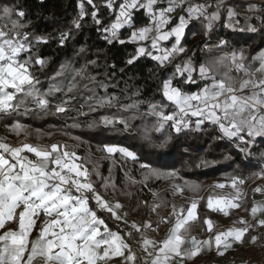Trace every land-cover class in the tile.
<instances>
[{
    "label": "snow or ice",
    "instance_id": "obj_1",
    "mask_svg": "<svg viewBox=\"0 0 264 264\" xmlns=\"http://www.w3.org/2000/svg\"><path fill=\"white\" fill-rule=\"evenodd\" d=\"M86 3L91 12L85 10V0H81L78 16L72 22L73 28L79 30L90 15L109 45H137L135 53L126 61L128 64H133L140 57H148L159 67L173 66L172 75L162 81L161 100L150 103L144 113L155 118L151 128L144 129L145 140L152 139L153 131L159 133L166 127L179 135L185 131L204 132L211 126L218 133V139H227L235 144L240 153L251 155L255 140L264 138V54L249 58L241 49L232 50L208 64L197 66L190 59L173 63L187 52L182 41L190 21H202L204 34L207 35L214 23L221 20V12L224 11V26L235 30L240 25V18L234 6L222 8L223 0H215V3L208 0L204 3H193L192 0H104L103 7L114 16L105 25L99 15L101 8L97 0H86ZM141 11L148 23L137 27L135 16ZM262 11L264 0L258 5H246V29L240 30L257 32L258 28L251 22L253 20H259L264 26V15H254ZM176 13L181 14L174 15ZM26 15L20 5L0 6V20L3 21L0 23V116L9 117L21 110L25 114L39 115L75 111L71 126L80 128L82 125L78 117L87 118L98 108L118 107L125 112L138 108L139 100L121 104L116 96L98 95L96 88L107 93L108 85L103 82L97 84L95 77L88 76L87 66L74 69L71 65H61L60 70L50 78L53 83L47 90L38 87L41 83L38 74L43 72L47 62L36 46L47 43L48 38L30 35ZM125 28L129 30L127 39H121L120 30ZM70 38V30L62 32L60 45L63 46ZM162 42H170V47ZM226 45L227 41L221 40L218 47ZM69 75L71 81L65 84ZM78 78L88 81L83 87L89 95L79 108L72 109L70 105L76 99L79 88ZM198 80L204 81V84L196 91H185L182 87L196 84ZM89 84L95 87L90 88ZM58 94H62V98ZM85 108L87 111L83 110ZM130 119H135V116ZM98 125H121L125 130L130 128L129 119L123 116H102L99 121L93 120L84 126L92 129ZM8 127L19 135L25 126L16 122ZM171 139L169 135L154 146L164 149ZM0 150H3L0 151V230L11 223L17 225L16 228L8 226L0 234V264H35L37 260L41 264H109L117 258L122 264H188L204 251L215 250L223 256L234 243L242 244L246 238L255 243L259 237L249 234L257 228H264V203L253 202L250 210L245 209L251 221L241 217L235 222L240 227L214 232L213 222L205 218L203 223L210 235L207 239H198L190 235L187 227L189 221L197 219L198 203L193 200L186 215L183 207L177 211L175 205L171 206L174 223L162 240L150 238L145 233L158 230L160 223L169 222V217L157 221L155 228L151 220L142 225L133 221L130 226L134 231L122 235L112 231L98 211L107 212L110 218L127 223L128 213L120 211L124 205L119 200L115 203L107 200L91 180V176L95 175L106 193L111 189L112 195L131 197L133 193L130 191L120 190L117 193V186L111 180V168L109 177L102 176L95 165L90 170L86 163L80 162L83 158L76 151L67 150L66 145L33 146L23 143L20 147H13L0 140ZM98 151L105 154L102 159L113 163L116 154L125 162H138L137 154L127 147L104 144ZM25 152L34 154L36 160L22 155ZM139 169L144 170L140 180L126 173L127 188L136 184L147 187L146 182L150 178L180 179L175 170L164 172L149 163H139ZM254 175L264 179V171ZM244 183L243 178L233 177L229 186L236 190L235 196L225 199L210 195L207 208L220 211L225 216L229 215V209L240 208L239 200L244 194L239 186ZM185 187L195 190L198 186H189L187 182L184 186L173 184V193L182 194ZM214 187L224 188L226 185L218 183ZM254 192L264 195V188L256 187ZM153 196L158 201L151 208L153 213L168 206L158 193L153 192ZM90 201L95 207L90 206ZM147 203L143 202L145 206ZM132 210L135 211V207ZM41 215L44 219L38 235L30 239L36 220ZM135 235L139 236L136 251L129 243Z\"/></svg>",
    "mask_w": 264,
    "mask_h": 264
},
{
    "label": "trees",
    "instance_id": "obj_2",
    "mask_svg": "<svg viewBox=\"0 0 264 264\" xmlns=\"http://www.w3.org/2000/svg\"><path fill=\"white\" fill-rule=\"evenodd\" d=\"M103 2L104 0H97L101 8L100 18L107 25L111 19H114V16L103 7ZM80 3L81 0H0V6L20 5L23 7L27 14L28 31L32 37L48 38L47 43H40L36 46L39 54L47 62L43 72L38 74L41 81L38 87L42 90H47L53 83L50 78L60 70L61 65H71L74 69L87 66L88 76L95 77L97 84L103 82L108 85L107 93L104 89L96 88L98 95L116 96L121 104L131 103L132 100H139L141 103L135 111L129 112L122 111L118 107L98 108L95 112H90L87 118L78 117L82 125L80 128L71 126L74 123L73 117L76 116L75 111H70L67 114H55L53 112L52 114L39 115L25 114L21 110L9 117L0 116V138L11 143L25 140L35 142L66 140L72 144L71 150L76 151L83 158L80 162L86 163L90 170L95 165L102 176L109 177V168H111V180L117 186V193L120 190L130 191L133 193L131 197L120 194L112 195L111 189L106 193L95 175L91 176V180L95 183L97 190L105 195V198H113V201L119 200L124 205V211L128 213L127 217L131 220L128 222V229L123 226L122 222L110 218L107 212L98 211V215L105 219L109 228L122 235L134 231L130 226L133 221L142 225L146 220H151L153 227H156L157 221L166 216L172 205H175L176 208L180 205L187 207L186 199L174 194L172 188L173 184L184 186L185 182L189 186H198L195 190H192L191 187H185L182 193L188 195V198L201 197L198 200L197 225H204L205 218L216 221L217 218L221 217V213L207 208L208 197L220 194L219 191L210 186L209 179L211 177L243 178L245 183L242 186L246 191L240 201L241 207L238 211L242 214L248 213L245 209L250 210L254 202V181L259 179L254 174L264 171V138L255 140L249 156L240 153L231 141L218 139V133L212 130L211 126L204 132L185 131L179 135L166 127L159 133L153 131L151 133L152 139L145 140L144 129L151 128L155 118L145 116L144 113L148 111L150 103L161 100L162 81L172 75L173 66L168 64L165 67H159L156 61L148 57H140L133 64H128L126 61L135 53L137 45L131 43L109 45L103 38V34L97 30V26L90 15L85 18V22L79 30L73 28L72 22L78 16ZM239 5L246 6V2L240 1ZM85 10L91 12V7L87 5L86 0ZM260 15H264V11ZM225 22L226 13L223 11L221 20L213 26L207 37L200 20L190 21L182 41L187 47V52L173 63L190 59L197 66L208 64L226 52L239 49H243L249 58L261 55V51L264 49V26L260 24L259 20L252 21L258 28L255 33L247 30L241 31L240 28L246 29L242 24L233 30L225 27ZM0 23L3 21L0 20ZM135 23L140 26L148 23L147 17L142 11L136 14ZM69 30L71 31V38L61 46L59 36L62 32ZM128 31L126 28L121 29L120 38L127 39ZM209 39L212 41L224 40L227 41V45L223 47L215 45L212 51H208L205 45ZM165 45L170 47V42H166ZM82 48L83 51H81ZM89 61L96 63L91 64ZM249 62H252L251 59ZM233 75L235 76L236 73L233 72ZM70 81L71 76L69 75L64 83ZM77 82L79 88L76 99L70 105L72 109L79 108V105L89 95L83 87L88 81L78 78ZM203 84L204 81L198 80L196 84L183 85L182 87L185 91H196ZM89 87L94 88L95 85L89 84ZM58 95H61L62 98V94ZM117 108L121 110V113L118 112ZM83 110L87 111V108ZM102 116H123L129 119L130 128L125 130L121 125L108 127L98 125L89 129L84 126L93 120L99 121ZM132 116H135V119H130ZM16 122L25 126L19 135L8 127V125H13ZM169 135L172 136V139L166 148L160 149L154 146L163 142ZM74 137L79 139H73ZM104 144L127 147L137 154L138 162L133 163L131 160L125 162L119 154L115 156V163L111 160L102 159L105 154L98 149ZM139 163H149L154 168L164 172L175 170L179 173L180 179L170 181L165 178L160 180L150 178L146 182L147 187L136 184L134 187L127 188L126 173L137 180L142 179L144 170L139 169ZM153 192L158 193L168 205L158 209L155 216H153L151 208L158 201L154 198ZM144 201L148 202L147 206L143 204ZM90 206L95 207L94 202L90 201ZM134 207L135 211L132 210ZM164 225L165 223H160L159 228ZM138 240V235L129 240L135 251ZM259 244L263 250L264 234L260 236ZM188 264H207V261L206 259L193 260Z\"/></svg>",
    "mask_w": 264,
    "mask_h": 264
},
{
    "label": "crops",
    "instance_id": "obj_3",
    "mask_svg": "<svg viewBox=\"0 0 264 264\" xmlns=\"http://www.w3.org/2000/svg\"><path fill=\"white\" fill-rule=\"evenodd\" d=\"M237 1H239V0H237ZM242 1V0H241ZM195 2V1H194ZM193 2V3H194ZM220 21V20H219ZM219 21H217V22H215L214 23V25L215 24H217V23H219ZM213 25V26H214ZM137 27H140V25H136ZM143 43V42H142ZM162 44H164V46H166L165 45V42H162ZM186 47V46H185ZM187 48V47H186ZM239 50H241V49H239ZM238 51V50H237ZM245 52V51H244ZM245 54H246V52H245ZM261 54H264V49L261 51ZM0 140H2L3 142H6V143H8V144H10L11 146H13V147H20L23 143H28V144H31V145H33V146H50V145H52V144H58V145H66L67 146V150H70V151H72L71 150V148H72V144L69 142V141H66V140H63V141H57V140H51V141H48V142H35V141H31V140H25V141H22V142H13V143H11V142H8L7 140H5V139H1L0 138ZM112 145H114V144H112ZM120 146V145H119ZM0 151H3V150H0ZM5 155L7 156L8 154L7 153H5ZM22 155H26L29 159H31V160H33V161H35L36 160V157L34 156V154H31V153H27V152H25V153H22ZM55 155V154H54ZM78 155V154H77ZM79 156V155H78ZM168 172V171H167ZM260 179V178H259ZM228 180H232V179H228ZM261 180V179H260ZM257 181V180H256ZM256 181H254V185H255V182ZM262 182H263V186H264V179H262ZM262 188H264V187H262ZM256 195V194H255ZM254 194H253V199H254V202L255 203H257V201H256V197L257 196H255ZM244 197V196H243ZM242 197V198H243ZM108 200L110 201V202H112V203H115V201H113V198H108ZM258 204V203H257ZM180 207V206H179ZM185 207V206H184ZM252 207V206H251ZM178 208V207H177ZM169 210H172V208L171 209H169ZM169 210L167 211V213H166V216L165 217H169V222L168 223H165V225L162 227V228H158V230H156V231H159V230H162L163 232H164V234H165V236H164V238L166 237V235H167V232H168V229H170L171 227H172V225H173V221H172V219H171V214H169L168 212H169ZM121 211V213H123V212H125L124 211V209H122V210H120ZM196 213H197V218H198V207H197V209H196ZM222 213V212H221ZM238 213H240V212H238ZM241 215H243L242 217H244L245 219H247V220H249V221H251V217H250V215H249V213H246V214H242V213H240ZM185 215H186V212H185ZM222 215L224 216V218L222 217H219V218H217V220L216 221H213L212 219H210V218H207V219H210L212 222H213V225H214V229H213V231L214 232H221V231H226L227 229H229V228H232V227H240L241 225H239V224H237V223H235L236 221H233V222H227V221H225L224 219H226L227 217L222 213ZM127 218V217H126ZM43 219H44V217H43V215H41L37 220H36V228L33 230V232H32V235H31V237H30V239H34L35 238V236L36 235H38V231H39V227H40V225H41V222L43 221ZM221 219H223L224 221H221ZM196 220L197 219H195V220H192V221H189V224H188V229H189V233H190V235H192V236H196L198 239H207L208 238V236L210 235V233H208L207 231H206V229H207V225H197V223H196ZM131 221V220H130ZM130 221H128L127 220V224H126V226H127V228H128V222H130ZM218 221V222H217ZM117 222H120V221H117ZM123 225H125V224H123ZM8 226H10V227H12V228H16L17 227V225L15 224V223H11L10 225H6V228L5 229H3V230H0V234H2V232L4 231V230H7V227ZM155 228V227H154ZM114 232H116V231H114ZM153 232H155V231H146V235L147 236H149L150 238H152V236L153 235H151V233H153ZM260 232V234H258ZM252 233V236H257V237H259V239H260V236L262 235V234H264V228H257V230L256 231H252L251 232ZM251 233L249 234V235H251ZM259 239H257V241L255 242V243H252L251 242V240L249 239V238H246L245 240H244V242L242 243V244H239V243H234L233 244V246H232V248H230V249H228L227 251H225V254L223 255V256H220V255H218L217 254V252L215 251V250H213V251H204V252H202L198 257H196L194 260H201V259H207V263H209V264H235V259H232L231 258V255H230V253L229 252H236L237 250L239 251L240 250V248L242 247V246H244V247H246V246H249L251 249H256V246H259L260 247V244H259ZM261 248V247H260ZM264 249V248H263ZM133 250L135 251V249L133 248ZM223 250V249H222ZM230 250V251H229ZM261 251H262V249H261ZM241 256H242V254H240ZM141 256H143V253H141ZM237 257V256H236ZM264 253L261 255V261H262V263H264ZM189 263V262H188ZM35 264H41V261H39V260H37L36 262H35ZM109 264H122V261H121V259H119V258H117V259H113V260H111L110 262H109Z\"/></svg>",
    "mask_w": 264,
    "mask_h": 264
},
{
    "label": "rangeland",
    "instance_id": "obj_4",
    "mask_svg": "<svg viewBox=\"0 0 264 264\" xmlns=\"http://www.w3.org/2000/svg\"><path fill=\"white\" fill-rule=\"evenodd\" d=\"M195 0H192V2H194ZM214 0H208V2H213ZM235 1H237V0H225L224 1V3H223V6H222V8H226V7H228L229 5H232V6H234V8H235V11L239 14V18H240V25L242 24L244 27H246V25H245V23H244V18H245V6H240L239 4H240V1L241 0H239L238 2H236L235 3ZM241 2H246V5H248V4H260L261 2H262V0H242ZM223 12V11H222ZM221 12V13H222ZM226 13V12H225ZM260 13L261 12H258V13H255L254 15H257V16H259L260 15ZM177 14H181V13H176V14H174V15H177ZM252 22V21H251ZM166 43V42H165ZM246 55V54H245ZM222 178V180H218V181H210L209 180V184H210V186L212 187V188H214L216 191H219L220 192V194L219 195H217V196H213V197H223V198H225V199H229V198H232L233 196H235V194H236V190L235 189H232L229 185L231 184V183H227L225 180H226V178H223V177H221ZM228 180V179H227ZM218 183H222V184H225L226 185V187H224V188H216V187H214V185H216V184H218ZM240 187V189L242 190V192H243V194L245 193V191H246V189H243V186L241 185V186H239ZM256 187H264L263 186V182H262V179L260 180V179H257V181L255 182V188ZM177 194V196H182L183 197V199H186V204H187V207H184V205H180V207H178V208H176L177 209V211H179V209L181 208V207H183L184 209H185V212H186V210H187V208L188 207H190V205H191V202L193 201V200H196L197 201V203H198V200L199 199H201V197H191V198H188V195H184V194H181V193H176ZM256 194V195H255ZM254 195L255 196H257L256 198V201H257V203L258 204H260V203H264V195H262V194H260V193H255L254 192ZM244 196V195H243ZM188 198V199H187ZM107 200H108V198H106ZM242 199V198H241ZM241 199L239 200V203H241L240 201H241ZM238 209H240V208H238ZM238 209H229L228 211H229V215L228 216H226L227 218L226 219H224L225 221H227V222H233V221H238L243 215H241L240 213H238L239 211H238ZM171 212H172V210H169V214H171ZM218 212H220V211H218ZM221 213V212H220ZM152 214H153V216H155L156 215V212L155 213H153L152 212ZM171 217V219H172V221H173V223H174V217H172V216H170ZM224 218V216L222 215V213H221V218ZM126 220H128V221H130V219L127 217L126 218ZM223 219H221V221H224ZM120 222H122V221H120ZM218 222V221H217ZM122 224H125V225H123L126 229H128L127 228V226H126V224L127 223H123L122 222ZM257 229H255L254 231H256ZM258 234H260V232L258 233ZM151 235H153L152 236V238L153 239H156V240H162V239H164V236H165V234H164V232L162 231V230H159V231H155V232H153V233H151ZM251 236H252V233H251ZM230 251V250H229ZM230 253V255H231V258L232 259H235V264H264V263H262V261H261V255L264 253V249L261 251V248L259 247V246H256V249H251L249 246H246V247H243V249L242 250H237L236 252H229ZM240 254H242V256L240 255ZM237 256V257H236ZM206 261H207V259H206ZM264 261V260H263ZM207 264H209V263H207Z\"/></svg>",
    "mask_w": 264,
    "mask_h": 264
},
{
    "label": "built area",
    "instance_id": "obj_5",
    "mask_svg": "<svg viewBox=\"0 0 264 264\" xmlns=\"http://www.w3.org/2000/svg\"><path fill=\"white\" fill-rule=\"evenodd\" d=\"M224 1H225V0H223V3H224ZM195 2L204 3L205 0H195ZM195 2H194V3H195ZM212 3H215V0H214ZM222 6H223V4H222ZM222 6H221V7H222ZM201 22H202V21H201ZM202 25H203V27H204V23H203V22H202ZM204 30H205V27H204ZM208 35H209V33H208L206 36L208 37ZM219 42H220V40L212 41V40L209 39V42L205 45L206 50H208V51H212V48H213L215 45H219ZM226 53H228V52H226ZM117 110H118V112L121 113V110H120V109L117 108ZM209 180H210V181H218V180H222V178H221V177H211ZM225 181H226L227 183H231V180H227V179H226Z\"/></svg>",
    "mask_w": 264,
    "mask_h": 264
}]
</instances>
